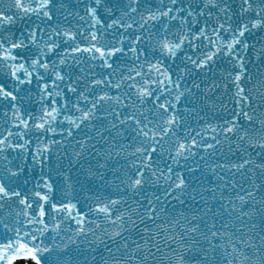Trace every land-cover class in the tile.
Instances as JSON below:
<instances>
[{"label": "snow or ice", "instance_id": "snow-or-ice-1", "mask_svg": "<svg viewBox=\"0 0 264 264\" xmlns=\"http://www.w3.org/2000/svg\"><path fill=\"white\" fill-rule=\"evenodd\" d=\"M0 264H264V0H0Z\"/></svg>", "mask_w": 264, "mask_h": 264}]
</instances>
